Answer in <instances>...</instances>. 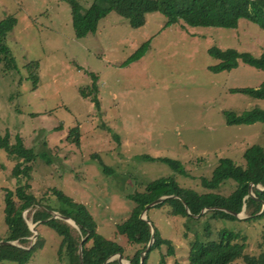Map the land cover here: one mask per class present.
Masks as SVG:
<instances>
[{
  "label": "rangeland",
  "instance_id": "1",
  "mask_svg": "<svg viewBox=\"0 0 264 264\" xmlns=\"http://www.w3.org/2000/svg\"><path fill=\"white\" fill-rule=\"evenodd\" d=\"M77 1L87 7L92 0ZM70 10L65 0H0V21L9 15L16 20L5 42L17 66L5 71L0 64V133L8 131L10 143L19 136L26 148L45 155L31 162L28 179L12 173L20 157L0 149V241L7 236L2 194L19 183H28L40 204L54 200L53 190L63 191L86 207L102 237L122 244L125 239L115 236V225L134 207L129 194L168 177L203 192L200 179L210 177L220 158L241 164L247 147L264 145V123L229 125L224 115L264 109V100L232 92L259 87L264 71L239 61L230 71L214 72L209 67L218 60L207 52L216 46L259 56L264 28L256 22L241 19L235 28L192 27L183 21L165 26L166 18L153 12L134 28L112 11L95 32L77 38ZM145 41L144 56L123 65ZM91 73L98 77V108L79 93L90 85ZM142 155L170 158L181 167ZM233 188L228 181L217 191L228 194ZM37 208L31 205L23 212L34 229L29 246L40 237L27 264H66L65 253L58 256L60 236L42 220L33 221ZM166 212L151 208L148 215L174 252L169 254L163 244L149 253L146 264H188L189 243L195 233L206 235V221L210 238L217 239L218 230L227 227L245 237V253H264V219L247 220L246 210L239 220L225 222L208 215L189 221ZM67 222L77 229L75 222ZM231 264L246 263L239 258Z\"/></svg>",
  "mask_w": 264,
  "mask_h": 264
},
{
  "label": "trees",
  "instance_id": "2",
  "mask_svg": "<svg viewBox=\"0 0 264 264\" xmlns=\"http://www.w3.org/2000/svg\"><path fill=\"white\" fill-rule=\"evenodd\" d=\"M65 1L71 9V23L77 38L95 32L99 21L112 11L126 18L134 28L142 26L146 15L153 12H159L166 18L165 26L183 21L192 27L235 28L239 20L245 19L254 21L264 28V0H92L87 7L77 0ZM15 22V18L10 15L0 21V64L5 71L17 69L14 57L5 42L6 34ZM148 47L149 41L143 42L123 62V65L142 58ZM207 52L218 60L215 65L209 67L211 71H230L238 66L239 61L264 71V52L254 56L234 48L220 49L216 46L210 47ZM89 76L90 85L85 89L81 88L79 93L82 97L89 98V101L98 108V77L93 73ZM32 79L36 83L37 75H33ZM232 92L244 93L264 100V83L255 88L232 89ZM224 115L229 125L264 123V109L258 107L243 111L240 115L230 111H226ZM0 149L20 157V161L13 168L12 173L15 177L22 174V177L29 179L31 162L37 158L45 160L44 154L26 148L19 136L14 143H10L8 131L4 135L0 133ZM141 157L145 160L158 159L176 170L181 167L178 161L170 158H154L149 155ZM242 158L241 164L229 158H220L210 177L200 179L203 192L179 186L174 178L168 177L149 182L142 192L129 194L128 197L133 200L134 207L125 220L115 225V236H123L125 239V243L122 244L102 237L97 232V226L86 207L75 202L61 190H53L56 196L54 200L47 198L45 204H40L38 203L40 200L28 191L30 187L28 183H19L14 190L6 188L2 196L7 236L0 242V263L8 261L27 264L39 246V236L35 243L29 246L28 238L32 231L23 218V212L35 204H39V208L33 213V221L42 220L43 224L60 236L58 256L61 259L65 253L66 264H80L78 248L82 237H85L81 245L83 264H120L117 258L105 262L111 255L118 253L130 264H140L141 253L151 239V225L141 219L140 215L148 203L161 196L169 197L151 206L146 212L147 219L152 225L148 215L151 208L164 210L166 208V213L169 215L185 217L189 221H199L208 215L209 218L225 222L239 220L232 212L239 214L245 206L249 214L247 220L264 219V188L259 189L264 187V145L253 144L247 147ZM228 181L233 183V190L228 194L218 192V188ZM49 211L71 218L77 229L64 219L53 217ZM210 226L206 221L203 225L206 235L201 237L195 233L194 239L190 241L187 253L188 264H231L239 258L246 264H264V253L255 256L244 252L245 237H241L239 232L223 227L218 230L217 239L210 238ZM184 227L188 229L189 224L185 223ZM153 228V243L145 253L141 264H146L149 253L155 248L159 249L163 244L168 246L169 254L174 252L170 239L161 237L154 225ZM12 240H17L23 246L6 243Z\"/></svg>",
  "mask_w": 264,
  "mask_h": 264
},
{
  "label": "water",
  "instance_id": "3",
  "mask_svg": "<svg viewBox=\"0 0 264 264\" xmlns=\"http://www.w3.org/2000/svg\"><path fill=\"white\" fill-rule=\"evenodd\" d=\"M259 187H260V186H258V188H259ZM263 188H264V187H260L259 189L262 190ZM250 191H251V190H250ZM167 197H169V196H161V197H159V198H157V199L151 201V202L148 203V204L143 208V210H142V213H141V215H140V218L143 219V220L148 221L149 224L151 225V239H150V241H149V243H148L146 249L141 253L140 264L142 263V261H143V259H144L145 253L147 252V250L149 249V247H150L151 244L153 243V235H154V228H153V225H152V224L150 223V221L147 219L146 212H147L148 208H150L151 206H153V205H155V204H158V203L162 202V201H163L164 199H166ZM243 210H245V206H244ZM243 210H242V211H243ZM203 211H204V210H203ZM203 211H202V212H203ZM49 212L53 215V217H55L54 214L57 213V212H54V211H49ZM232 213H233L234 215H236V217L240 218V217H239V214H240V213H239V214L234 213V212H232ZM58 217L64 219L65 221H72V222L74 223V220H72V219L69 218V217H65V216H63V215H61V214H59V213H58ZM58 217H55V218H58ZM74 224H75V223H74ZM29 228H30V227H29ZM30 230H31V231H34V229L32 230V228H30ZM36 235H37V233H36V232H33V236L35 237ZM84 239H85V237H84L83 239H81L80 244H79V248H78V255H79L80 264H83V262H82V256H81V245H82V242H83ZM0 242H1V241H0ZM6 243H8V244H14L12 241H6ZM116 255H117V260L119 261L120 264H122L123 259H122V257H121V254L118 253V254H116ZM110 258H111V257H110ZM110 258H108L105 262L111 261L112 258H111V259H110ZM113 259H114V257H113Z\"/></svg>",
  "mask_w": 264,
  "mask_h": 264
},
{
  "label": "bare ground",
  "instance_id": "4",
  "mask_svg": "<svg viewBox=\"0 0 264 264\" xmlns=\"http://www.w3.org/2000/svg\"><path fill=\"white\" fill-rule=\"evenodd\" d=\"M122 264H128V263H127L126 261L123 260V261H122Z\"/></svg>",
  "mask_w": 264,
  "mask_h": 264
}]
</instances>
